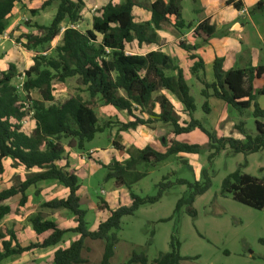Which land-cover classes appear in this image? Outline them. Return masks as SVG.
Returning <instances> with one entry per match:
<instances>
[{
    "label": "trees",
    "instance_id": "16d2710c",
    "mask_svg": "<svg viewBox=\"0 0 264 264\" xmlns=\"http://www.w3.org/2000/svg\"><path fill=\"white\" fill-rule=\"evenodd\" d=\"M21 0H0V35L4 34L8 19L17 2ZM58 2L56 13L49 25L34 24L35 33L21 34L17 41L27 50L37 51L33 64L25 70L26 79L23 96L12 83L16 77V68L10 64L6 71H0V175L4 172L3 160L10 158L14 167L22 166L25 170H37L27 175L26 179L0 191V223L11 212L9 201L20 195V206L28 201L26 191L46 180H56L68 188L65 198L52 199L40 203L41 208L51 210L65 209L74 215L77 225L74 228H62L56 221L46 219L38 212L30 217L34 232L41 235L51 232L42 241L31 242L22 246L15 232L8 228H0V262L4 259L21 255L35 249H44L60 243L67 232H76L79 238L66 248H59L54 253L53 264H86L83 256L85 240H102L104 252L99 264H111L115 254V245L119 238L116 230L121 228L122 218L133 215L141 206L158 202L164 192L175 184L186 185L189 193L181 197L175 207L179 212L183 206H191L189 213L197 216L192 207L195 198L204 194L211 187L208 170L203 169V181L191 182L178 178L175 181L163 178L157 184L158 191L154 196H139L131 191L127 175H131L139 162L159 163L179 153L199 154L202 149L215 151L210 153L209 160L227 146L236 152L256 153L264 150V109L257 103V97L264 95V86L254 92V81L264 74V66L249 65L246 68L223 69V59L217 57L214 65V81L209 83L204 77L205 65L202 58L192 53L194 46L185 44L191 59H197L191 72L201 82V95L204 98L203 110L211 111L209 98L214 96L243 113L253 106L256 119L257 134L250 136L241 122L237 128L245 139L233 137H216L203 123L194 118L196 101L191 93V86L185 79L184 72L174 60L160 50H152L145 55L127 53L126 45L137 41L143 44L159 43L157 31L162 29L170 17H174V27L178 30L189 27L182 15V0H155L147 8L151 19L137 22L133 14L135 0H123L114 3L110 0L97 8L92 17V28L80 30L77 24L82 18L85 0H41L38 8L32 9L36 15ZM195 1V0H194ZM235 8L241 9V1L228 0ZM258 8L263 7L259 2ZM63 23H67L62 32ZM74 25L70 26V25ZM62 32L61 44L55 47V55L49 56L38 48L51 44ZM194 33L207 41L215 28L204 21L196 26ZM201 72L202 75L198 73ZM76 78L82 85L86 96L76 94L62 103L55 100V84L64 83ZM162 90L173 94L183 105L190 119L180 124V117L170 99ZM37 92L42 100L33 98L34 129L27 131L22 125L26 113L20 110L19 102L30 99L31 92ZM113 106L125 110L133 120L129 122H99L96 108ZM159 112H156V107ZM134 111L148 114V118H140ZM154 119L172 127L173 138L165 152L146 145L137 154H130L124 162L115 159L103 166L108 169L106 179H113L118 186L126 185L130 189L131 203L112 209L106 200L101 199L98 210H108L109 217L100 222L97 229H89L86 219L87 211L81 206L79 189L80 178L67 148L84 151L97 133L104 132L113 124L119 131L135 129L138 125L150 124ZM200 130L209 138L208 146L179 142L176 136ZM160 139L165 133L159 132ZM117 146L118 144L115 143ZM120 148V146H118ZM134 181L142 178L137 174ZM221 192L224 196L232 194L234 200L257 210L264 209V176L243 173L241 167L228 174L222 181ZM39 190H36V195ZM181 243L175 237L171 239V250L161 253L150 263L144 252L133 251L123 264H183L186 259L180 253Z\"/></svg>",
    "mask_w": 264,
    "mask_h": 264
},
{
    "label": "rangeland",
    "instance_id": "374dc122",
    "mask_svg": "<svg viewBox=\"0 0 264 264\" xmlns=\"http://www.w3.org/2000/svg\"><path fill=\"white\" fill-rule=\"evenodd\" d=\"M113 1L116 3L123 2V0ZM40 2L41 0H21L18 2L8 19L5 31L7 36L0 39V58L6 59L11 53L13 54L12 59L14 58L13 60L18 62L19 69H16V77L12 80L13 84H15L19 74L26 70L30 58L33 60L37 54V51L25 49L17 41V38L21 34L35 33L37 31L33 27L35 23L49 25L57 10L58 2L54 1L51 6L33 15L31 10L38 8ZM107 2L109 0H85L82 18L77 27L83 31L88 29L92 25L93 8H99ZM63 25L66 26L67 23H63ZM6 38H8L7 42L3 44L1 41ZM61 39L62 33L51 44L37 50L45 51V54L54 56L55 47L61 44ZM129 50L133 52L132 48ZM8 67L6 66L7 69ZM257 80L256 86L258 87L262 81L260 78ZM82 88L76 78L64 83H56L55 100L62 103L76 94L86 96V92L82 91ZM191 93L196 101L194 118L200 120L214 136L244 140L245 136L237 128L241 122L244 123V129L248 135L255 136L257 134V118L253 115L251 108L241 113L226 103L228 110L224 114L225 124L231 127L215 128L211 123V117L203 110L204 98L200 94L198 84L195 83L191 86ZM20 94L23 96V93ZM32 96L38 101L42 100L37 92L33 91ZM257 99L264 106V95H259ZM95 111L100 123L111 120L116 124L123 114L120 109L110 105H101ZM258 120L264 122L263 118H258ZM111 128L97 133L95 138L86 144V147H94L105 153L112 145L111 136L114 133ZM142 135L143 137L147 136V134ZM171 136V131L165 133L167 146L164 147L162 144L165 150L170 145ZM115 140L118 144L117 146L114 145L115 148L120 146L118 149H124L125 143L131 144L133 142V132L128 131L123 136L116 133ZM176 140L201 146H208L209 143L208 136L200 130L178 135ZM157 142L161 147L160 137L157 138ZM128 147L132 154H137L136 145ZM214 151V149L204 148L196 155L183 154L186 159L177 154L159 163L139 162L137 168L134 169L135 171L131 175H127L126 181L131 184V191L142 197L156 195L157 184L166 177L171 181L178 178L187 179L191 182L203 181V169L208 170L212 183L204 194L195 198L192 205L197 211L195 217L189 213L191 206H183L179 212H175L177 201L189 193L188 187L180 184H175L167 189L158 202L145 204L133 215L124 216L121 228L115 231L119 241L115 245V254L111 264L125 263L133 251L144 252L149 262L153 263L161 253L171 250L172 236H175L181 243L180 253L186 258L182 261L183 264H264V209H254L234 200L232 194L224 196L221 192L223 179L239 167L243 173L257 178L263 177L264 150L246 155L227 146L210 161L208 157ZM84 155L90 156L88 152H85ZM91 170H87L88 178L80 180L82 186L81 206L87 211L86 219L89 229L95 226L96 219L105 220L107 213L99 212L97 206L101 199L105 200L106 196H112L114 184L118 186L113 179H106L108 169L105 167H98L97 171L93 172H90ZM136 172L142 174V178L138 181H134L135 177H133ZM123 187L129 189L126 185ZM102 190L105 191L104 194ZM68 214L70 218L74 217L70 212ZM27 221L29 222L28 217ZM104 244L105 242L102 240H85L86 248L83 251V256L88 260L86 264L100 263ZM44 256V254L40 255V264H45L42 262ZM29 257L26 256V260L18 257L11 258L9 264H35L30 261L33 257Z\"/></svg>",
    "mask_w": 264,
    "mask_h": 264
},
{
    "label": "crops",
    "instance_id": "0c3cea01",
    "mask_svg": "<svg viewBox=\"0 0 264 264\" xmlns=\"http://www.w3.org/2000/svg\"><path fill=\"white\" fill-rule=\"evenodd\" d=\"M154 1L155 0H135L136 6L133 9V14L137 22H145L151 19V12L147 6ZM227 1L228 0H182V15L189 27L181 30L176 29L174 27L175 19L174 17H170L169 21L163 25L162 29L157 31L159 43L143 44L142 46H139L135 40L126 45V50L128 53L141 55H145L152 50H160L164 52L169 55L180 68H182L185 79L190 86L195 83L199 85L200 94L203 85L191 72V68L197 59L190 58V53L184 48L185 44L194 46L192 53L198 56V58H202L205 65L203 75L209 83L214 81L213 65L217 57L223 59V69L226 71L235 68H246L249 65L264 66V0H240L243 6L247 8V13H242L241 9L235 8L233 4L227 3ZM113 2L116 3L115 1ZM259 2L263 3V7H257ZM95 10L93 8L92 12L94 13ZM204 21H208V24L215 28V33L207 41L194 33L196 26ZM91 28L92 25L88 29ZM7 39L8 38L3 39L1 42L5 44ZM130 48H132L133 52H130ZM12 55L13 54L10 53L6 59H4V57L0 58V71H6V66H9L10 64H16V69H19V66L17 65L18 62L13 60L14 58L12 59ZM32 64L33 60L30 58V62L25 69L27 70ZM198 74L202 75L201 72ZM260 79L262 84L258 87L256 86L258 80L254 81V92H256V90L259 91L264 86V74ZM162 93H164L174 105V108L180 117V124L183 125L184 122H188L190 117L176 97L165 90H162ZM32 95L33 92H31V96ZM32 98L34 97L32 96ZM208 101L211 108V111L208 114L209 117H211V123L215 128H225L227 125L225 124L224 114L228 110L227 104L223 100L214 96H211ZM257 103L262 109H264V106L259 103L258 99ZM250 108L254 110L253 106ZM121 111L123 114L119 117V122L126 123L133 120V117L130 116L127 111ZM155 111L159 112L158 106ZM134 113L140 118H148V114L146 113H140L139 111H134ZM23 126L27 131H30L34 129L35 122L30 119ZM112 126L114 127L111 128ZM112 126L110 127L114 133L111 136L112 145L105 153L98 151V149L94 147H86L84 151L79 152L78 150L67 148L69 156L77 171V175L81 181L88 178L89 174L87 170L92 169L90 172L97 171L98 167L109 165L113 159L119 162L126 161L130 156L128 153V146L136 145V148L140 150L146 145H151L159 151L165 152L166 150L163 148V145L164 147L165 145L167 146L166 138L160 139V147L157 142V138H159L158 131H163L164 133L172 132L170 125L154 119L150 124L138 125L135 129L128 130L133 132V142L131 144L125 143L124 149H118L114 146L115 143H117L115 140L116 133L123 136L125 133H128V131H119L117 125L113 124ZM227 127L231 126L229 125ZM142 134H147V136L143 137ZM171 137L173 138V134ZM91 151L93 153H91ZM85 152H88L90 156L86 157L84 155ZM183 154L185 153H179L178 155L186 159ZM3 165L4 172L0 175V191L25 180L28 174L37 171H27L22 166L14 167L10 158L4 159ZM123 186L124 185L116 186L114 184L112 196H106L107 198L105 200L112 209H115L120 205H129L131 203L130 189L124 188ZM36 190H39L38 195H36ZM81 191L82 186L79 189L80 198H82ZM26 194L28 196V201L24 206L19 205L20 195L13 197L9 201L11 212L4 217L0 223V228H8L15 232L17 239L22 246H26L31 242L42 241L51 233L45 232L41 235H37L34 232L30 223V217L38 212L43 213L46 219L56 221L62 228H74L77 225L75 217L70 218L65 209L51 210L40 207V203L42 202L67 197L69 194L68 188L61 185L58 181H42L37 186L29 187ZM98 211L102 214L107 213L105 220L110 215L108 210ZM27 217L29 218V222L27 221ZM102 221L104 220L100 218L96 219L95 226L90 230H96L99 223ZM78 238V233L67 232L62 241L57 245L44 249H35L21 255H14L4 259L0 264H9L11 258L14 257L26 260V256L33 257L30 261L36 264L41 261L40 255L43 254L45 256L42 258V262L45 264H53L52 261L56 250L68 247ZM66 239H68V242H66Z\"/></svg>",
    "mask_w": 264,
    "mask_h": 264
},
{
    "label": "built area",
    "instance_id": "2783aa9c",
    "mask_svg": "<svg viewBox=\"0 0 264 264\" xmlns=\"http://www.w3.org/2000/svg\"><path fill=\"white\" fill-rule=\"evenodd\" d=\"M236 1H240V0H236ZM95 9H96V8H94V10H95ZM247 11H248V10H247L246 7L243 6V7L241 8V12H242V13H247ZM70 26H73V27H74V25H72V24H71ZM65 27H66V26H64V25L62 26V32H63V30L65 29ZM3 36H7V33L4 32V34L0 35V39H1ZM127 53H128V52H127ZM25 79H26V75H25V71H24V72H21V73L19 74L17 80L15 81L14 86L17 88V90H18L20 93H23V86H24ZM19 105H20V110L26 113L25 118L22 120V125H25V124L28 122V120H30V119L33 120V121L35 122L34 117H33V115H34V109H33V98H32V96H31L30 99H28V98H26V99H22V100L19 102ZM263 119H264V118H263ZM263 123H264V122H263ZM91 153H93V152L91 151ZM102 193H105V191L102 190Z\"/></svg>",
    "mask_w": 264,
    "mask_h": 264
}]
</instances>
